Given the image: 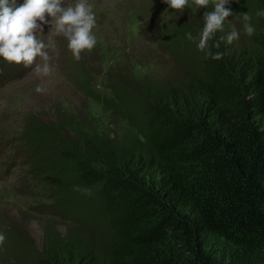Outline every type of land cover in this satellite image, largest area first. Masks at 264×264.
<instances>
[{"label": "trees", "instance_id": "1", "mask_svg": "<svg viewBox=\"0 0 264 264\" xmlns=\"http://www.w3.org/2000/svg\"><path fill=\"white\" fill-rule=\"evenodd\" d=\"M252 25L243 47L212 49L225 53L221 60L205 59L196 47V62L182 63L188 84L151 101L79 76L82 96L129 112L142 148L77 137L89 122L59 105L52 121L23 116L16 136L29 150L26 180L48 192V205L78 210L83 219L75 226L93 225L94 235L83 250L29 258L20 244L10 255L17 264H264V18L255 15ZM79 145L86 157L76 154ZM77 185L91 195L74 191Z\"/></svg>", "mask_w": 264, "mask_h": 264}, {"label": "rangeland", "instance_id": "2", "mask_svg": "<svg viewBox=\"0 0 264 264\" xmlns=\"http://www.w3.org/2000/svg\"><path fill=\"white\" fill-rule=\"evenodd\" d=\"M63 2L68 5L76 0ZM16 3L20 5L23 0H16ZM87 3L92 5L96 16V26L92 31L97 43L90 51L82 52L79 61L69 62L71 52L67 49V41L62 36H53L54 48L48 50L52 68L49 76H36L35 65L24 67L22 64L6 62L0 67V127L5 126L0 132L3 136H13L18 128L23 129V116L28 114L36 115L43 122L54 120L53 112L59 105L66 115L76 116L75 112H79L89 122L88 130L80 127L82 131L77 132V137L85 135L88 141L93 138L102 145L106 144L107 147L115 149L134 146L142 148L141 134L128 111L126 113L123 107L104 108L73 90L68 82L73 83L76 77H87L89 73V76H93V82L101 83L104 79L114 83L117 91L118 88L125 87L127 93L131 94V99L148 101L167 93L175 85L183 88L188 84L190 72L182 63L184 60L189 65L196 62V42L188 40L186 33L201 31L203 13L210 11L211 6L208 9H197L194 0H188L183 10L177 11L168 8L162 0H87ZM229 6L233 15L224 22L223 35L226 36L234 27L241 34L232 44L243 47L247 44V37L242 30V13L247 12L253 24L256 12L261 6L258 0H239ZM149 17L156 21L160 31L170 24L174 32H179L180 35L173 36L169 41L173 46L163 47L155 38L147 43L148 36H151L156 27L153 21L150 22L151 26L146 27L149 21L145 20ZM49 27L45 25L44 33L38 34V38L46 43L51 35L48 32ZM161 38V43L166 44L167 39L163 36ZM3 77L6 80L3 81ZM38 87L45 91L37 93ZM120 95L121 92H118V98L123 103ZM81 147H76L80 151H76V154L84 157L85 152H82ZM4 160L5 151H2L0 170L4 169L6 177L0 175V190L13 195L16 189L21 201L15 203L0 199V233L6 236L4 244L0 245V264H4V258L5 264H17L10 255L17 251L19 244L24 246V256L29 258L34 254H46L66 247L83 250L93 242L94 234L90 230L93 225L75 226L51 219L47 217L50 212L47 204H38L36 201L29 203L28 198L32 195L17 183L14 167L4 163ZM64 182L66 181L59 179L58 185ZM62 189H67L71 196L68 185L62 186ZM78 215L81 217L79 212ZM90 248L92 245L86 250ZM94 249L102 256L97 247Z\"/></svg>", "mask_w": 264, "mask_h": 264}, {"label": "clouds", "instance_id": "3", "mask_svg": "<svg viewBox=\"0 0 264 264\" xmlns=\"http://www.w3.org/2000/svg\"><path fill=\"white\" fill-rule=\"evenodd\" d=\"M232 2L238 3L239 0H194L197 9L211 6L210 11L203 13V27L198 36L186 33L188 40L194 43L198 40L196 47L204 53L205 59L221 60L225 53L213 52L212 49L219 48L221 42L230 45L240 37L241 33L233 27L226 36L210 43L218 31H224L226 18L233 15L229 6ZM162 3L170 9L182 11L188 0H162ZM256 16L264 18V9H258ZM251 19L247 12L242 13V30L249 37L255 33ZM45 25L50 26L48 32L51 33L47 43L38 38V34L44 33ZM95 26L96 16L87 0H76L68 5L63 0H23L20 5H17L16 0H0V58L9 64H22L24 67L35 65L36 76L47 77L52 72L48 51L54 48L52 37L62 36L67 41V49L72 57L79 61L81 53L90 51L97 43L92 31ZM44 91L41 87L36 88L37 93ZM73 190L91 195L89 189L78 185ZM75 213L78 215L77 211ZM5 240L6 236L0 233V245Z\"/></svg>", "mask_w": 264, "mask_h": 264}, {"label": "bare ground", "instance_id": "4", "mask_svg": "<svg viewBox=\"0 0 264 264\" xmlns=\"http://www.w3.org/2000/svg\"><path fill=\"white\" fill-rule=\"evenodd\" d=\"M25 135V134H24ZM28 136H29V134H28ZM30 137V136H29ZM29 146V145H28ZM39 146V145H38ZM3 200V199H2ZM10 205V204H9ZM11 238V237H10ZM14 238V237H13ZM15 239V238H14ZM13 246V245H12ZM19 246H20V244H19Z\"/></svg>", "mask_w": 264, "mask_h": 264}]
</instances>
